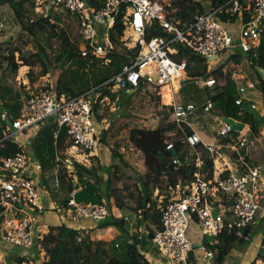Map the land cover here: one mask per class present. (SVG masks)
<instances>
[{"label":"built area","instance_id":"1","mask_svg":"<svg viewBox=\"0 0 264 264\" xmlns=\"http://www.w3.org/2000/svg\"><path fill=\"white\" fill-rule=\"evenodd\" d=\"M198 1L203 3V0ZM98 3L101 4L100 8L94 6L92 0H35L38 12H41V5L48 4L52 9L64 10L74 17L79 25L82 57L93 56L106 63L115 48L110 39L111 32L122 16L124 33L120 37L121 44L129 50L138 49V55L111 81L121 90L137 89L143 79L159 87L160 91L165 87L170 89L172 102L169 106L174 108V130L186 147L194 151L202 146L208 152L214 165V179L210 181L198 171L189 185L177 186L179 196L171 199L163 208L160 226L154 231L153 243L168 264H196L191 259L194 245L188 236L193 220L204 237L217 238L227 229H236L242 236L246 226L254 224L264 203V173L247 161L256 145L249 131L243 129L234 135L225 119L219 118L217 136L227 138L228 142L217 145L204 143L202 136L193 130L189 119L196 113L197 107L193 103L175 102V96L185 82L188 65L185 61L175 59L178 51L171 45L181 43L206 58L209 64L220 53L231 51L232 48L257 56L264 45V0H230L228 7L222 6L196 15L184 27L168 18L165 2L160 0H98ZM224 12L237 15L236 21H221L218 16ZM154 23L160 30L167 32V36L148 38V31ZM133 38L135 40L132 41ZM257 70L264 78V70ZM59 80L60 77L54 80L50 74L41 79L36 90L30 92L20 116L12 122L6 139L53 119L57 125L55 138L64 128L72 151L89 154L101 144V132L92 107L85 96L60 101L57 96ZM198 85L214 86L216 81L212 78L200 80ZM255 88L253 82L240 88L241 97L236 104L241 106L246 101L247 90ZM212 106L209 102L204 113L210 115ZM252 107L256 109L255 105ZM166 149L174 151V142L168 141ZM227 149L237 157L239 168L230 159ZM75 153L72 152L62 161L71 178L77 181ZM118 153L123 155L126 152L120 148ZM197 156V166L201 169L199 154ZM173 163L180 166L177 158ZM31 174L30 159L24 152L0 157V208L5 217L0 224V240L8 247L21 250V256H30L27 252L38 245L35 238L42 239L46 234L33 225L32 214H41L47 208L43 204V192ZM218 193L230 201V220L223 214L214 213L215 207L210 198ZM65 209L68 217L65 222L68 224L83 220L99 222L109 216L105 203H78L75 191L70 194ZM213 257L214 251L207 249V258ZM0 264H10L2 253Z\"/></svg>","mask_w":264,"mask_h":264},{"label":"trees","instance_id":"2","mask_svg":"<svg viewBox=\"0 0 264 264\" xmlns=\"http://www.w3.org/2000/svg\"><path fill=\"white\" fill-rule=\"evenodd\" d=\"M169 1V3H165L167 16L172 22L179 24L180 27L189 25L196 15L204 14L210 9L227 6L230 2V0H208L209 4L206 5L198 0ZM92 4L97 8L101 7L98 0H92ZM2 6H10L12 8L22 28V33H26L35 41L38 48L37 52L33 54L25 52L23 47H19L16 42L10 40L0 45V119L4 113H10L6 118V120L9 119V122L2 123L0 128V157L12 156L20 152L21 149L14 142L6 139L9 134L8 127L20 116L24 107L20 106L19 100L24 99V103H26L30 96L29 89L31 86L37 82L39 77L51 74V72L59 71L61 74L57 87V96L60 101H67L80 96H85V98L87 96L94 97L91 105L94 119L98 124L105 122L109 127L104 128L102 131V143L105 145H108L109 134L114 128L110 118L102 113L106 106L112 107L113 105L117 108L113 115L116 118L122 114V111L119 112L121 105L124 108L130 106L135 94L141 91L150 93L149 88L151 87L157 89L160 93V88L150 84L146 79L141 81L139 88L132 90H121L111 81L114 76L123 71L125 66L131 64L132 60L138 55V49L129 50L123 48V52H119L114 48L108 56V63L93 56L84 58L80 54L82 50L81 42L72 41L69 32L62 27V18L54 14L52 10L46 14L38 12L35 0H0V7ZM37 12L42 15L40 14L41 16L35 19L34 17L39 15ZM218 17L224 23L235 22L237 19V15L225 12L219 14ZM121 18L122 16H120L115 30L110 35L114 47L117 44H121L120 37L124 33ZM158 30L160 29L157 23H154V26L148 31V38L160 35L157 32ZM168 39L170 38L168 37ZM52 40H58L60 43V49L53 59L48 56L47 48L43 43L45 41L48 44V48H51L50 43ZM24 45L27 46L28 41ZM171 47L176 52L178 51V54L174 56L175 59L187 63L188 69L191 70L189 79L194 82V87L191 90H186V86L183 83L178 93V95L182 96V102L176 100V103H193L197 107L196 113L205 114V107L210 102L213 105L210 113H213L214 116L220 119H234L248 124L251 133L255 134L258 125L254 116L236 104V101L241 97L239 94L240 88L246 87L248 81L246 78L242 81L235 80L232 75L228 74L226 67L231 62L242 66L247 63L256 72L257 69L264 70V45L260 48L257 56H254L253 53L240 51V54L231 55L228 57L227 62L219 64L214 69L210 68L206 58L197 55L181 43H173ZM39 64L42 70L37 75L33 68ZM23 67L29 70L21 81L22 91L15 90L13 92L12 87L17 83V79H20L19 71ZM243 71L245 70L241 68L240 72L242 73ZM256 76V79H249L258 80L256 87L261 91L264 99V78L259 72H257ZM210 78L214 79L216 83L219 79H224L225 83L222 85L217 83L214 86L205 87L198 85L200 80H208ZM2 91L5 92L4 96H2ZM6 96L10 101H6ZM11 105L13 106L11 107ZM157 116L161 122L159 127L154 129L133 127L129 130L128 139L135 149L143 153L145 165L154 171L153 175H156L157 179L155 183H157L159 191L164 194L165 198V203L163 202L161 206L165 208L173 194L179 196L177 186L189 185L198 171H201L208 180L212 181L214 179V165L208 152L202 146L198 150L193 151L177 139L174 141V151L167 150V142L169 141L167 133L174 129L173 106H161V109L157 111ZM44 126L46 129L35 140V145L39 144L37 149H41V152L47 155H53L55 150L61 155V161L56 162L54 166L49 168L52 174L54 173V168L57 169V174L53 177V181L55 180L58 185L54 187V190L62 198L61 204L67 206L70 194L75 191V199L78 203L98 204L107 202L109 209V216L102 221L96 222L95 228H73L69 224L63 223L50 227L42 239L37 238L36 244L43 246L46 252L47 258L44 264H153L139 245V236L128 232V223L125 218H117L112 214L113 184L115 180L121 179L124 175L121 166L119 164H112L109 167L101 164H98V166L94 164L86 166L83 163L76 162L77 184L75 186L62 161L65 159V154H63L65 152H62V150H65L66 147L71 148L72 145L68 139L66 129L63 128L59 136L55 138L54 132L57 125L54 120ZM233 134L236 135L235 132ZM251 139H253L252 135ZM220 142L225 144L228 139L221 138ZM116 146H119V144H116ZM197 154H199L202 165L201 169L197 166ZM112 156L115 160L118 159L122 165L127 166V163L121 160L118 147L113 148ZM176 158L180 161V166L173 163ZM247 161L249 164L254 165L251 157ZM103 173H106L108 178L104 179ZM161 177L165 179L164 184L158 180ZM155 191V186L152 189L145 190L140 195L135 206L118 200L117 207L120 210L128 208L141 212L143 219L147 215L146 208L148 206L152 210H158V203L153 200ZM171 193H173L172 196ZM55 211L62 214V210ZM158 211L152 215L157 223L156 228L160 226L161 214ZM1 212L0 208V224L5 218ZM109 228L117 229L121 235L110 242L93 241L94 234L97 231ZM154 231L149 230L148 232V240L151 242L154 238ZM226 231L228 230H225L214 239L215 241L221 240L222 244L219 245L215 241L211 242L208 240L205 242V247L212 249L216 253L218 262H221L232 246L235 243H239L241 239L236 229H230L229 234ZM35 246L37 247V245ZM36 251V253L40 252L39 249H36ZM30 257L20 256L17 259V263L29 262ZM191 259H193L192 253Z\"/></svg>","mask_w":264,"mask_h":264},{"label":"rangeland","instance_id":"3","mask_svg":"<svg viewBox=\"0 0 264 264\" xmlns=\"http://www.w3.org/2000/svg\"><path fill=\"white\" fill-rule=\"evenodd\" d=\"M160 1L166 2V3L170 2L169 0H160ZM203 3L208 5L206 0H203ZM51 7L52 6H49L48 4L41 5L39 11H41V13L46 14L48 11L52 10L54 14L62 18V27H64L65 30L69 32L72 41L81 42V38L79 34V25H78V22L75 20V18L72 17L68 12L64 10L55 9L54 7L52 9ZM41 13L37 12V14L39 15H37L34 18L37 19L38 17H40L42 15ZM22 32H23L22 28L19 25L12 8L10 6L0 7V45L10 40V41L16 42L19 47H23L25 52L33 53V54L36 53L37 48H38V46L36 45V42L33 41L26 33H22ZM133 40H135V38H133L132 41ZM26 41H28L27 46L24 45ZM43 43H44V46L47 48L48 56L53 59L57 51H59L60 49L59 41L52 40L50 43L51 48H48V44H46L45 41H43ZM115 48L117 51L123 52L124 47L122 44H117L115 45ZM240 51H241L240 49L232 48L231 51H228L226 53L225 52L220 53L218 55V58L213 60V62L209 64L210 68L214 69L219 64H222L223 62H227L228 57H230L233 54H240L241 53ZM241 68L245 70L242 73L240 72ZM28 70L29 69L26 67H23L20 69L19 71L20 79L18 78L17 83L13 85L12 87L13 92H15V90L22 91L21 81L23 77L26 76V73L28 72ZM41 70L42 69L40 67V64L33 68V71L37 75L41 73ZM226 71L228 72V74L232 75V77L235 80H241V81L243 80L244 77L248 79L249 78L256 79L257 72H259L258 70L257 72L253 70L252 67L247 63L242 66V65L234 64L233 62L227 65ZM190 72L191 70L188 69L186 73L185 80L188 79L186 82H184V86H186V90H191L194 87V82L191 79H189ZM50 76L52 79L55 80V79H58L61 76V74L59 73V71H54V72H51ZM43 77L44 76L39 77L37 82L33 86H31V88L29 89V92L36 90V87L39 85ZM217 83L219 85H222L225 83V80L219 79ZM4 87L6 88V86ZM149 92L150 93L146 91H141L135 94V96L132 99L131 105L127 106V108H124V106L121 105L119 112L122 111V114L120 113L121 115L117 116L116 118L113 115L117 111V108L113 105L112 107L106 106L102 112L103 114L107 115L108 118H110L111 123L114 125V128H113L114 130L112 132V135H116L117 137L116 140H112V141H110L111 139L108 138L110 142H108L107 147L110 148V150H113V148H116V147H118V149L119 148L125 149L126 153L124 155L125 156L124 159L127 162H129V164L132 167V171H133L131 176L126 177L124 175L123 178H121L120 180H115L113 184V202H111L112 203L111 209H112L113 215L117 218L124 217V212L126 211L125 210L124 212H120V210H118L119 209L117 207L118 200L124 201L125 203H129L131 204V206H134L137 204L140 195L145 190L152 189L155 186L156 190L159 191L156 185L157 183H155L157 182L156 175H153L154 171L145 165L143 153L133 148L130 145V143L127 142L128 131L133 127H140V128H147V129H154V128L159 127L161 122L157 116V111L161 109V106L169 105L172 102V95H171L169 88L165 87L159 93L157 89H154L151 87L149 88ZM4 95H5V92L2 91V96ZM176 100H180L182 102V96L177 94L175 96V102ZM6 101H10L7 96H6ZM86 101L89 102L90 105H92L94 101V97L87 96ZM24 102H25L24 99H20L18 103L20 104V106L23 107L25 104ZM247 105L248 104L246 103V101L241 104V106L244 108H246ZM12 106L13 105H11V107ZM116 106H117V103H116ZM263 107H264V103H263ZM8 114L10 115V113L2 115V118L0 119V128H1L2 123L9 122V119L6 120V117L8 116ZM202 115L199 113H195L191 119L197 125L201 127L205 126V129L207 128L205 131L208 132L209 135L217 132L220 128V123H217V122L220 120L215 121L216 116H214L213 113H211L210 115L208 114H202ZM262 120L264 119H261L259 122H261ZM50 121H53V119H51ZM45 129L46 127H42L41 133L44 132ZM258 134H259V131H258ZM167 136L170 142H174L175 140L179 139V135L176 133L174 129L172 131L170 130L167 133ZM8 140L15 143L17 139L15 136H13L12 138ZM116 144H119V146H116ZM97 150L93 151L89 155V157L95 154ZM251 152H253V157L258 162L256 163L254 161L256 163L254 165L259 167L261 171L264 172V161L261 158L262 155H264V140L263 142H258ZM77 153L79 154V160L83 159L86 155H88L87 153H82V152H77ZM158 180L159 182H162L163 184L165 182V179H163V177L158 178ZM172 194L173 193H171V195ZM176 198L177 197L173 194V196L170 199H176ZM105 204L108 205L107 202H105ZM146 211L150 219V216L152 214V209L146 208ZM127 213H129V211H127ZM128 222H129V225L127 226V230H129L130 233H137L135 230L138 227L137 226L138 221L133 216H131ZM148 223L152 224V221L148 220ZM37 224L38 222H36V218H35L33 220V225H37ZM111 232H113V234L114 233L116 234L115 229H112ZM104 238H106L109 242L111 237L110 236L108 237L106 235L104 236ZM100 239H102V237H98V236L93 237V241H100ZM262 241H264V221L259 227L258 232L253 235V238L250 240L249 243H240V242L235 243L230 249V251H233V253L237 254V256L239 257V262H242L245 258H248L250 254L257 252L258 258L257 257L255 258H257V261H258L260 259H264V245H262ZM35 242H37V237L35 238ZM38 245L36 249H39L38 247L43 249V246H41L40 244ZM257 261H255L254 264H264V260H263V263H258ZM245 262L248 263V259H246Z\"/></svg>","mask_w":264,"mask_h":264},{"label":"crops","instance_id":"4","mask_svg":"<svg viewBox=\"0 0 264 264\" xmlns=\"http://www.w3.org/2000/svg\"><path fill=\"white\" fill-rule=\"evenodd\" d=\"M200 1H202V0H200ZM207 3L209 4V2H207ZM244 79H245V77L243 78V80ZM246 80L248 81V83L253 82L256 86L258 84V80L253 81V80H250L248 78H246ZM247 92L248 93L246 95V103L248 105L245 108V110L254 116L258 127H257V132L255 134L251 133V129H250V126L248 124H245L244 130L249 131V133L252 135V138L256 141V144H257L258 142H263V140H264V120L259 122L261 119H264V107H263L264 99H263L261 91L258 90L257 87L255 89H248ZM252 105H255L256 109H254L252 107ZM4 114H7V112ZM191 118L189 119V123L191 124L193 130L202 136L204 143H212V144H217V145H219L221 143L220 142L221 138H219L217 136L218 132H215L214 134L209 135L208 132L205 131L207 129V128L205 129V126L201 127V126L197 125L196 123L193 122V120ZM218 119L219 118L216 117L215 121H218ZM49 123H50V121L48 120V122L41 124L40 126L33 128L32 130L20 132V133H17L15 135V137L17 139L15 141V144L18 146V148H22V150H20V151L24 152L30 159V166H31V172H32L31 177L35 181V184L43 192V204L47 209L41 214L33 213L32 217H33V219L36 218V222H38L37 225H34L35 228L38 231H43L45 233H47L49 231L50 227L58 226V225H61L63 223H66L65 220L68 218L67 212L65 209L66 206L64 204H61L62 198L60 197L59 193H57L56 190H54V187L56 185H58V183H56L55 180L53 181V177L57 174V169L54 168L53 174L50 172L51 169H49L50 166L52 167V166H54V164L56 162L61 161V155H60V153H58L57 150H55V153L53 155H47L44 152H41V149H39V148L37 149V145H39V144L35 145V140L38 138L39 135H41L40 134L41 128L43 127V125L47 126ZM98 126H99V129L101 132V144H100L98 150L95 152V154H93L89 157V155L92 152L89 154L87 153L88 155H86L83 159L79 160V154L77 152H81V151H72L71 148L66 147L65 150H62V152H65V153H63V154H65V158L67 156L71 155L72 152H76L75 154H73L74 155L73 157L75 158V160L77 162L81 161V163L85 164L86 166H91V164H94V165L101 164L102 166L109 167L112 164H119L123 170L124 175L126 177L131 176L132 172H133L132 167L129 164V162H127L124 159L125 154H123V155L119 154V155L121 157V160H123L127 163V166L122 165V163L118 159L115 160L112 156V150H110V148H108L107 145H104L102 143V138H103L102 131L104 130V128L108 127V124H105V122H104V123L98 124ZM8 130L11 131L10 125L8 127ZM113 130L109 134V139H111L110 141L116 140V138H117L116 135H112ZM258 131H259V134H258ZM128 135H129V131H128ZM110 141L108 140V142H110ZM127 142L130 143L128 137H127ZM130 145L133 147V145L131 143H130ZM125 152H126V150H125ZM227 153H228L230 159L232 160V162L234 163V165L237 168H239V162L237 161V157L234 154H232L228 149H227ZM40 154H42V155H40ZM249 157H251V160L253 161L254 164L258 163L255 160V158L253 157V152L250 153ZM261 158L264 161V155H262ZM102 175H103L104 179L108 178L106 173H103ZM73 181H74L75 186H76V184H77L76 179L74 178ZM175 196L178 197V195H175ZM153 200L158 203V210L160 211V214H161L162 210H163L161 204L163 202L165 203L164 194L156 190L154 193V196H153ZM210 200L215 207L214 213L215 214H223L226 216L227 220H230V213H229L230 201L220 194H213L211 196ZM111 202H113V198H112ZM55 210H62V214L55 211ZM118 210H120V209H118ZM158 210H152V214L150 216V219L148 217V213H147L146 217L142 219L143 215L141 212L133 211V210L128 209V208L120 210V212L125 211L123 218H125L128 225H129L128 220L130 219L131 216H133L138 221V223H137L138 227L135 230L137 233H130L129 230H128V232L130 234L139 236V245L141 246V248L145 252V255L147 256V258L153 264H168L166 259L160 254L159 250L154 245L153 241L151 242L150 240H148L149 230H156L157 229L156 228L157 227L156 220L152 215L155 212H157ZM127 211H129V213H127ZM148 220H151L152 224H149ZM263 221H264V203L261 207V211L259 212V214L256 218V221L252 225V227H253L252 230H253L254 234H256L258 232L259 227L261 226ZM69 225L72 226L73 228H86V229L90 228L91 229V228L96 227V222H94L92 220H83L79 223H71L70 222ZM112 229H115V228H109V229L97 231L94 234V237L95 236L102 237V239H100V240L108 242V240L106 238H104V236L107 235L108 237L109 236L111 237L109 240V242H110V241L114 240L115 238H117L118 236L121 235L117 229H115L116 234L115 233L113 234V232H111ZM227 230L228 231H226V232L229 234L230 229H227ZM188 236L194 245V250L192 252V255H193L194 262L196 264H254L255 261H257V258H258L257 252L250 254V256L248 258H245L242 262H239V257L237 256L236 253H233V251H229V253L225 256V258L221 262L217 261V258H216L217 256H216L215 252H214V257L212 259H208L207 258V248L205 247V242H207V240L211 241V242L215 241L214 239H216V238L204 237L201 234L200 229L198 228L196 221H194V220L191 223V226L189 228ZM217 242L219 243V245L223 243L221 240H218ZM262 245H264L263 241H262ZM36 248L37 247L35 246L31 250V252H27L31 257H30V261L27 262L26 264H44V262L46 261V258H47L46 252L40 251V252L36 253L37 252ZM0 253L4 254L6 256V259L10 264H18L17 259H19V257L21 256L22 251L17 249V248L8 247V246L4 245L0 240ZM36 254H38V255H36ZM232 255H233V257H232ZM255 257H257V258H255ZM246 259H248V263L245 262ZM263 260L264 259H260L257 262L263 263Z\"/></svg>","mask_w":264,"mask_h":264},{"label":"water","instance_id":"5","mask_svg":"<svg viewBox=\"0 0 264 264\" xmlns=\"http://www.w3.org/2000/svg\"><path fill=\"white\" fill-rule=\"evenodd\" d=\"M160 35L167 36V32L158 30L157 31ZM225 122L231 127L232 131L234 132H240L245 128V124L239 121H236L234 119H225ZM175 154V153H173ZM253 227L252 225L246 226V228L243 231V234L240 239V243H249L250 240L253 238Z\"/></svg>","mask_w":264,"mask_h":264},{"label":"bare ground","instance_id":"6","mask_svg":"<svg viewBox=\"0 0 264 264\" xmlns=\"http://www.w3.org/2000/svg\"><path fill=\"white\" fill-rule=\"evenodd\" d=\"M144 71H145V69H144ZM166 88H168V87H166ZM168 92V91H167ZM170 96V95H169Z\"/></svg>","mask_w":264,"mask_h":264}]
</instances>
